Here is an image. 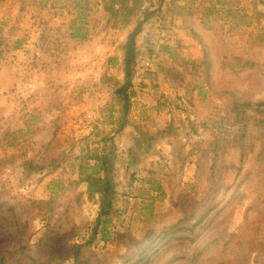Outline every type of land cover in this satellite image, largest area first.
I'll return each instance as SVG.
<instances>
[{
    "label": "rangeland",
    "instance_id": "1",
    "mask_svg": "<svg viewBox=\"0 0 264 264\" xmlns=\"http://www.w3.org/2000/svg\"><path fill=\"white\" fill-rule=\"evenodd\" d=\"M79 1L0 0V159L9 162L1 169L0 189L7 192L3 197L25 203L54 198L49 211L45 205L25 215L24 226L33 241L43 231L73 229L71 242L87 243L83 256L95 253L107 264H128L133 251H144L184 219L186 211L177 201L182 192L198 209L184 225L197 222L212 207L196 233L212 221L208 234L212 227H224L244 236L245 245L254 252L264 250V133L224 125L217 135L201 130L188 139L179 135V141L164 138L156 154L127 168L121 160L114 207L100 224L99 204L89 198L72 159L55 172L22 167L25 157L49 163L72 147L74 157L82 137L98 140L110 128L108 108L123 72L109 58L120 55L119 46L134 21L126 28L114 27L103 0H89L86 36L74 37L72 20L79 13ZM175 1L188 6V15L163 10L145 24L138 40L141 55L129 91L131 115L149 130L193 116L209 103H222L203 88L195 91V106L180 108L177 90L161 74L145 75L146 70H157L160 61L198 58L204 47L215 56L216 68L228 50L264 59L263 0ZM164 45L170 46L172 55L162 50ZM226 78L227 74L215 71V79ZM133 131L134 126H129L116 137L120 148L131 145ZM170 238H165L167 243L151 262L191 244ZM219 255V247H214L205 264H213ZM73 261L65 258L53 264Z\"/></svg>",
    "mask_w": 264,
    "mask_h": 264
},
{
    "label": "trees",
    "instance_id": "2",
    "mask_svg": "<svg viewBox=\"0 0 264 264\" xmlns=\"http://www.w3.org/2000/svg\"><path fill=\"white\" fill-rule=\"evenodd\" d=\"M78 5L79 13L72 20V35L85 38L83 28L87 25L89 0H80ZM102 6L109 13V22L114 27L126 28L134 21L133 28L119 46L120 55L115 54L109 58L123 72V79L114 84L113 99L108 108L110 128L106 129L98 140L82 137L80 149L75 152L74 157L72 147L63 150L49 163H39L35 156L25 157L21 163L23 168L31 172L44 169L55 172L72 159L77 167L78 179L86 183L89 198L99 204L98 224L113 210L116 169L121 160L127 168L131 163L156 154L158 144L164 138L179 141V135L188 139L199 134L201 130L217 135L223 132L224 125H238L246 132L254 130L257 134L264 133V59L228 50L220 56L216 68L215 56L206 47L198 58H185L181 62H176L173 58L172 63L160 61L157 70H146L145 75L154 78L161 74L163 79L177 90L178 105L182 109L190 110L195 106V91L203 88L221 99L222 103H209L193 116L188 115L180 120L171 119L169 123L159 125L155 130H149L135 122L131 115L133 102L129 91L134 85L141 55L138 40L144 26L163 10L178 16L188 15V6L175 0H103ZM162 50L172 55L169 45L162 46ZM216 70L221 75L227 74V78L215 79ZM129 126H134L135 129L130 133L131 145L120 148L116 137L122 135ZM185 126L189 128L183 131ZM8 163V160L0 159V173ZM5 193V190L0 189V264H53L65 258L73 259V264H107L95 253L83 256V248L87 243H72L73 229L55 233L43 231L33 241V234H29L24 226L25 215L31 208L42 209L45 205H48L46 211H49V204L54 198H33L25 203L12 200L11 197H3ZM177 201L186 211L184 219L174 227L166 229L164 236L158 241L153 240L144 251L138 254L137 250L133 251L130 260H127L128 264H205L207 253L214 247H219L220 255L213 264H264V250L254 252L249 249L245 245L244 236L231 233L224 227H212L211 235L208 234L206 230L212 221L196 233L212 207L205 210L197 222L184 225L183 221L195 215L198 209L192 207L189 197L182 192ZM252 205L253 203H250L246 211L248 219ZM169 237L191 244L185 245V250L180 253L172 254L161 261L157 257L151 262L157 251L167 243L165 238ZM146 241V238L143 239V242Z\"/></svg>",
    "mask_w": 264,
    "mask_h": 264
},
{
    "label": "built area",
    "instance_id": "3",
    "mask_svg": "<svg viewBox=\"0 0 264 264\" xmlns=\"http://www.w3.org/2000/svg\"><path fill=\"white\" fill-rule=\"evenodd\" d=\"M53 21H54V23H57V22H58V17H55V18L53 19Z\"/></svg>",
    "mask_w": 264,
    "mask_h": 264
}]
</instances>
